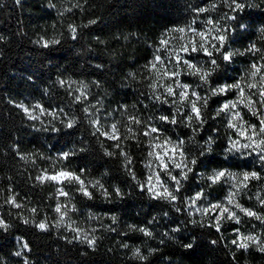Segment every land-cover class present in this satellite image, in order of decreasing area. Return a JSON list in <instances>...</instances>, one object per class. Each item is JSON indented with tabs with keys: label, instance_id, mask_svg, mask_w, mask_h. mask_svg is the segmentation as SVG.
Returning a JSON list of instances; mask_svg holds the SVG:
<instances>
[{
	"label": "trees",
	"instance_id": "16d2710c",
	"mask_svg": "<svg viewBox=\"0 0 264 264\" xmlns=\"http://www.w3.org/2000/svg\"><path fill=\"white\" fill-rule=\"evenodd\" d=\"M50 2L56 8L49 7ZM75 2L0 0V37H3L0 40V218L10 225L7 230L0 229V264H24L25 259L30 264H143L132 259L131 252L122 245L136 246L145 242L161 249L150 257L148 264H169L165 257L170 258V264H264V252L255 246L243 250L231 244L235 228L245 234L260 235L264 233V224L241 213V223L226 222L221 233L209 227L192 225L190 220L199 218L195 214L188 215L186 204L180 203L181 211L177 212L163 201L150 199L138 188L124 167L123 157L104 154L105 149L119 152L112 147L113 141L99 134L93 135L94 128L89 124L95 116L107 127L105 123L109 118L111 123L120 122L118 127L124 134L128 116L135 115L160 128L161 133L171 140L184 141L180 150L188 159H198L192 166L189 179L183 182L181 195L193 196L198 187L209 196L221 198L225 194L222 185L209 186L207 176L212 171L220 168L241 171L245 168V171L256 170L264 176V168L258 159L249 158L240 163L226 155L224 147L231 129L227 127L225 116H216L215 110L234 95L211 96L209 88L235 82L257 57L234 56L230 63L218 60L221 67L213 73L208 86L197 87L201 82L196 77L182 75L183 83L191 84L201 95L210 96L205 110L206 122L197 126L196 131L184 123H163L155 117L174 113L175 108L171 103L161 104L153 99L148 87L152 73L145 65L153 59L160 36L170 28L185 26L196 15L193 7L206 6L209 0H79L81 8L59 14ZM251 2L260 6L248 8L240 14L245 17L244 22L249 28L243 33L239 30L232 32L228 40L229 50L244 51L249 44L260 43L258 29L264 26V4L261 0ZM220 11L228 10L222 8ZM220 11L211 15L217 17ZM206 16L201 14L198 23ZM93 19L95 24L80 27L77 39L71 38L70 23L84 25ZM41 37L46 40L58 38L61 43L43 48L36 43ZM182 55L187 59L190 54ZM191 56L194 62L211 66L203 53ZM58 80L65 81V84L62 86ZM81 83L88 85V96L83 103H77L75 96L79 93L75 89ZM25 96L36 98L47 112L59 113L62 119L74 116L78 120L77 126L65 129L59 119L53 120L46 114L40 120L29 119L15 103ZM254 99L258 101L259 96ZM90 105H96V108ZM85 107H89L88 113L83 111ZM187 111V108H181V116ZM242 114L249 122L258 125V117L252 116L247 109H243ZM53 125L60 131H52ZM132 127L139 129L137 138L123 140L121 146L132 157L131 168L137 180L144 181L149 137L143 135L142 126ZM210 137L214 142L208 151L206 142ZM99 141H103V148ZM70 149L76 151L75 156L68 160L57 159L60 153ZM61 167L82 172L86 180L100 179L110 191L113 185L119 186L125 193L122 198L114 197L108 202L93 189L95 198L88 200L75 191V185H64L81 214L99 215L107 222L98 231L94 249L73 236L64 235L52 223L55 185L41 183L36 177L45 169L51 172ZM9 196H15L22 207L17 209L5 203ZM257 197L264 198V179L249 182L239 201L264 214V206ZM32 208L37 209L35 214L29 211ZM165 212L169 216H165ZM111 216L117 217L116 224H112ZM22 217L30 220L46 217L49 230L42 232L33 223L25 224ZM153 217L157 218L156 221L148 224ZM182 222L187 224L186 231L198 237L197 243L201 247L195 256L176 244L157 242L163 238L161 233H170L172 227ZM130 224H147L157 240L129 231ZM108 225L115 231H107ZM213 240L218 243L212 244ZM24 243L28 244V249H21L23 255L17 257L15 253Z\"/></svg>",
	"mask_w": 264,
	"mask_h": 264
},
{
	"label": "snow or ice",
	"instance_id": "6c2138e0",
	"mask_svg": "<svg viewBox=\"0 0 264 264\" xmlns=\"http://www.w3.org/2000/svg\"><path fill=\"white\" fill-rule=\"evenodd\" d=\"M17 3H19V0H17ZM261 3L264 4V0H261ZM259 6L254 5L251 0H209L206 6L201 7L196 5L192 9L196 15L185 26L170 28L160 36L159 43L153 53V59L145 65V68L152 73L149 77L150 83L148 87L151 89L153 99L161 104L171 103L175 108L174 113L170 112L167 115L161 114L155 117V119L167 124L184 123L186 127L196 131L197 126H202L206 122L205 110L208 108L210 96L201 95L191 84L183 83L180 77L182 75L196 77L201 82L197 87L208 86L218 60L230 63L234 56L251 55L257 57L255 61L250 63L245 74L237 81L218 87H210L209 92L211 96H220L228 93H232L235 96L234 99H227L215 110L216 116L219 117L222 114L225 116L227 127L233 131L235 136V138H229V147H227L226 151L230 154L247 152L251 155L255 153L262 168H264V26L258 29L260 34L259 44L251 43L244 51L229 50L228 46L229 33L241 28L244 24L245 17L240 14L244 13L248 8ZM49 7L56 8V5L50 2ZM81 7L82 5L79 0H76L71 7L64 8L59 14L63 15L65 12H72L74 8ZM222 8H227L228 11H220ZM218 11H220L219 16L213 17L211 15ZM201 14H207V16L198 23ZM95 23L96 20L94 19L89 20L84 25L70 23L68 25V31L71 38L73 40L77 39L78 29L80 27H88ZM2 39L3 37H0V40ZM98 42L103 43V41ZM36 43L40 44L43 48H49L50 46L59 45L61 40L58 38L46 40L41 37ZM182 53L190 54L189 58L186 59ZM199 53H203L208 58L211 68L205 67L203 63L193 61L191 54ZM58 83L63 86L65 81L58 80ZM87 88V84L81 83L75 89L79 93V95L75 96L77 103H83L87 99ZM255 96H259L258 101L254 99ZM169 97H174L175 99L170 101L168 99ZM19 107L28 115L29 119L38 120L40 118L30 112L23 104L19 105ZM35 107L39 108L41 113L52 117L53 120L59 119L65 129H74L78 124V120L74 116L62 119L59 113L47 112L46 109L40 108L39 105ZM90 107L95 109L96 105H90ZM181 108L188 109L183 116H181ZM243 109H247L252 116L258 117V125L249 123L245 119L244 114H242ZM83 111L88 113L89 107L83 108ZM119 123L117 121L112 123L110 128H105L99 117L94 116L89 120V124L94 128L93 135L99 134V136L113 141L112 147L119 149L118 153L105 149L104 154L107 156H122L128 175L136 181V186L143 192H146L150 199L163 201L171 205L178 212L181 211L178 205L180 203L186 204L189 209V216L194 215L192 211L194 209L195 213H199L201 217L199 220L192 219V224L215 229L217 233L222 232L226 222H233L236 225L240 224L241 213L246 217L254 218L264 224V214L254 211L252 208L245 207L239 201L241 193L248 187L249 182L264 179L261 172L256 170L234 172L228 168L214 170L211 175L207 176V180L210 182L209 186L228 183L230 185L229 191L224 201L217 203L209 202L206 206H200L198 202L205 198L204 192L197 191L194 196L189 197L181 195L184 187L183 182L189 179V174L193 172L192 166L197 163L195 159L189 160L185 156V153L180 150L184 141L174 142L166 135H163L160 128L147 124L135 115L128 116L125 125L127 130L124 134L120 132V128L118 127ZM132 125L142 126L143 135L149 137L150 150L147 153L149 159L146 163L149 174L144 181L137 180L136 173L131 168L133 163L132 157L121 146L123 140L137 138V131L139 129L132 127ZM51 130L60 131L55 125L52 126ZM213 142V138L211 137L206 142L209 146L208 151H211ZM99 143L103 148V141H99ZM75 155L76 151L70 149L69 151L60 153L57 159L68 160ZM21 158L27 159V157ZM153 164L156 166L155 169H153ZM174 172L175 174H173ZM36 179L41 183L53 182L60 185L57 188L58 195L68 198V204L58 202L54 209L59 216L55 226L60 227L64 225L76 233L74 239H79L82 243L87 244L89 248L94 249L98 240V237L94 235L95 229H92V232L89 233L87 230L79 227H73L72 224H65V218L69 216V211L75 212L77 209L74 204H71V193L65 190L64 185H75V191L88 200L95 198L94 192L92 191L94 189L108 202H111L114 197L122 198L125 195L122 189L119 186L113 185L110 191L100 179L94 181L86 180L82 172H77L67 167L54 168L51 172L45 169ZM257 200L261 206H264V198L257 197ZM5 203H9L17 209L22 207L17 202L15 196L7 197ZM69 204H71V208H69ZM29 211L35 214L37 209L32 208ZM164 215H167V213L165 212ZM90 218L99 219L98 217ZM22 219L25 224L33 223L42 232L49 230L46 217L41 220H30L26 217H22ZM109 219L112 221V224L118 222L116 216H111ZM156 219V217H153L147 223L152 224ZM9 226L3 218H0V229L7 230ZM128 229L131 232H138L145 237H151L153 235V231L150 230L147 224L145 226L130 224L128 225ZM106 230L115 231L111 225L106 226ZM179 231V228L171 229L172 233ZM234 232L235 237L231 240L232 245L243 250L255 246L257 250L264 252V233L260 235L251 232L245 234L239 228H235ZM164 235L170 236V233L166 232ZM171 238L173 240L176 239L175 236H171ZM220 239H223V236ZM211 243L216 244L218 241L213 240ZM122 247H129V245L125 243ZM180 247L188 250L191 256H195L201 245L196 240L185 237ZM23 249H28L27 243L22 245ZM22 250L17 251L15 255L22 256ZM133 255L141 259L144 258L139 247H134ZM25 264H28L27 259H25Z\"/></svg>",
	"mask_w": 264,
	"mask_h": 264
},
{
	"label": "rangeland",
	"instance_id": "374dc122",
	"mask_svg": "<svg viewBox=\"0 0 264 264\" xmlns=\"http://www.w3.org/2000/svg\"><path fill=\"white\" fill-rule=\"evenodd\" d=\"M245 74V73H244ZM243 74V75H244ZM242 75V76H243ZM237 81V80H235ZM68 83H71V81H68ZM233 82H230V83H223L222 85H225V84H231ZM73 86L77 85V83H72ZM79 87V85H78ZM235 98V96H234ZM234 98H229V99H234ZM226 101V100H225ZM224 101V102H225ZM223 102V103H224ZM16 105L19 107V105L23 104L25 107H27L29 109L30 112H32L34 115H37L39 116L40 118L42 116H44L45 114L41 113L40 109L39 108H36L35 106L36 105H39L40 108H44V106L40 103V101H38L36 98L34 97H31V96H25L23 99H20L18 101L15 102ZM222 103V104H223ZM220 107V106H219ZM20 108V107H19ZM22 110V108H20ZM23 111V110H22ZM24 112V111H23ZM25 113V112H24ZM26 115V114H25ZM28 117V115H26ZM39 118V120H40ZM247 120V119H246ZM248 121V120H247ZM249 122V121H248ZM251 123V122H249ZM107 125L104 126L105 128H110V125L112 124L109 120V118L106 119V123ZM232 137V138H235L234 136V133L233 131H229V136L227 138V141H226V146L224 147V151L226 152V155L230 156V157H233V158H236L239 160L240 163L244 162L245 160L251 158V159H258L257 158V155L255 153H252L251 155H249L247 152L243 153V154H239V153H228L226 151L227 147H229V138ZM174 142H177L175 140H173ZM150 150V149H149ZM149 159V158H148ZM177 159H179V157H177ZM148 162V160H147ZM146 162V163H147ZM155 164H153V169H155ZM229 169V168H228ZM230 170V169H229ZM242 171H245V168H242L241 171H237L235 170L234 172H242ZM247 171V170H246ZM213 173V171L211 172V174ZM149 174V170L148 168L146 167V176H145V180L147 179V176ZM209 174V175H211ZM165 179H167L165 177ZM53 183V182H51ZM55 185V189H54V196H55V202H54V205H53V218H52V223L53 225L55 226L58 219H59V216L58 214L54 211L57 203H64V204H68V198L66 197H62V196H59L58 193H57V188L60 187V185H57L55 183H53ZM218 185V184H217ZM222 185V189L224 191V195L221 196V198H217V197H213V196H209L207 194H205V198L202 199L201 201L198 202V204L200 206H206L209 204V202L211 203H217V202H221V201H224L225 199V196L227 195L228 191H229V188H230V185L228 183H222L220 184ZM216 186V185H214ZM220 187V186H219ZM197 191H201V189H198V187L196 188V192ZM195 192V193H196ZM195 193L193 194V196L195 195ZM71 204H73L72 200H71ZM71 204H69V208H71ZM77 209V208H76ZM192 211L194 212V214L199 218L201 219V217L199 216V213H195V210L192 209ZM90 217H98L99 219H95V218H90ZM74 222V223H73ZM106 220H104V218H102V216H99V215H95V214H81L78 209L77 211L75 212H72V211H69V216L65 218V224H72L73 227H79L81 229H84V230H87L89 233L92 232V229H95V233L94 235L97 236L98 234V231L100 229H102L103 227H105L106 225ZM56 227V226H55ZM57 228V227H56ZM64 235L66 236H73L75 237L76 236V233H74L73 231H71L69 228H66L64 225H61L59 228H58ZM79 240V239H78ZM22 249V246H19V251H21Z\"/></svg>",
	"mask_w": 264,
	"mask_h": 264
},
{
	"label": "clouds",
	"instance_id": "9594fccd",
	"mask_svg": "<svg viewBox=\"0 0 264 264\" xmlns=\"http://www.w3.org/2000/svg\"><path fill=\"white\" fill-rule=\"evenodd\" d=\"M248 28H249V24L244 22L243 26L241 28H239V29H236V30H239L240 32L243 33V32H246L248 30ZM236 30H234V31H236ZM234 31H232V32H234ZM232 32H230L229 35H231ZM220 67H221L220 63L217 62V66H216L214 72L218 71L220 69ZM209 68H211V66ZM192 159H195L197 161L198 157H190L189 158V160H192ZM225 160L227 161V157H225ZM165 216H169V214L167 213V215H165ZM169 219H171V217H169ZM190 223H191V220H190ZM192 225H194V224H192ZM57 228H59V226ZM173 228H179L180 231L179 232H176V233H172L170 231V236H165L164 233H161V236L163 238L162 239H159L157 242L160 243V244H165V242L167 241V242L176 244V245H178L180 247V244L183 243V240H184V239H181V236H183L184 238L185 237L191 238L192 240H196L197 241V238L198 237L196 235L193 236V234L191 232L186 231L187 224H185V223L182 222L181 224L176 225L175 227H172L171 229H173ZM171 236H175L176 239L173 240L171 238ZM148 239L149 240L156 241L157 240V237L153 233V235L151 237H148ZM161 241H163V242H161ZM134 247H139L141 249L142 256L144 257L143 259H141L138 256H134L133 255V249H134ZM123 248L124 249H128L131 252V258L132 259L137 260V261H140V262H143V264H148V261L150 260V257L153 256L155 253L161 251V249L156 248V247H152V246L148 245L146 242L145 243H142L141 245H136V246H130L129 245V247H123ZM17 257H20V256H17ZM164 259L166 261H168L169 264H170V258L165 257ZM24 264H25V260H24ZM28 264H30L29 261H28Z\"/></svg>",
	"mask_w": 264,
	"mask_h": 264
}]
</instances>
